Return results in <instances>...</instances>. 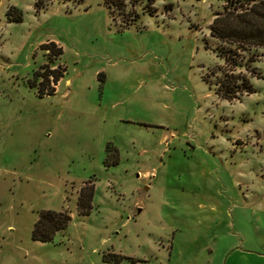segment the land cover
Instances as JSON below:
<instances>
[{"label": "rangeland", "instance_id": "1", "mask_svg": "<svg viewBox=\"0 0 264 264\" xmlns=\"http://www.w3.org/2000/svg\"><path fill=\"white\" fill-rule=\"evenodd\" d=\"M229 1L0 0V264H264V48L217 56Z\"/></svg>", "mask_w": 264, "mask_h": 264}, {"label": "trees", "instance_id": "2", "mask_svg": "<svg viewBox=\"0 0 264 264\" xmlns=\"http://www.w3.org/2000/svg\"><path fill=\"white\" fill-rule=\"evenodd\" d=\"M229 2L230 6L226 7L225 13L217 14L214 18L211 25V36L223 43L237 46L234 50L224 47L215 49L217 56L224 59L227 67L242 66L248 70V61H253V59L250 57L247 63L239 64L241 54L238 50L249 51L264 48V0H230ZM7 15L15 22L22 21L21 13L16 7H10ZM42 46L53 55H60L62 52V48L57 47L53 42ZM51 73L58 82L61 74L55 70ZM217 84L219 85L217 93L228 100L237 99L243 94H250L254 91L250 79L243 73L237 76L225 75ZM51 88L52 91L55 90L54 86ZM94 190L95 186L91 181L81 187L78 199L80 214L90 213ZM71 218L70 214L65 211H42L32 231V238L42 242L52 241L57 232L68 226Z\"/></svg>", "mask_w": 264, "mask_h": 264}]
</instances>
